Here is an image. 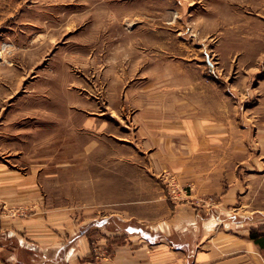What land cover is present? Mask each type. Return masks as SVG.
<instances>
[{
	"label": "rangeland",
	"instance_id": "rangeland-1",
	"mask_svg": "<svg viewBox=\"0 0 264 264\" xmlns=\"http://www.w3.org/2000/svg\"><path fill=\"white\" fill-rule=\"evenodd\" d=\"M167 134L171 202L264 215V0H0V223L128 206Z\"/></svg>",
	"mask_w": 264,
	"mask_h": 264
},
{
	"label": "crops",
	"instance_id": "crops-1",
	"mask_svg": "<svg viewBox=\"0 0 264 264\" xmlns=\"http://www.w3.org/2000/svg\"><path fill=\"white\" fill-rule=\"evenodd\" d=\"M156 141L158 148L148 156L153 162L141 168V187L136 194L129 190L128 206L77 224L67 211L56 218L36 213L5 219L0 264H264V215L241 210L245 203L171 202L166 189L154 185L150 170L165 167L184 178L190 175V142L185 140L178 154L173 135ZM213 178L200 182L211 186ZM98 232L110 245L105 259L92 251Z\"/></svg>",
	"mask_w": 264,
	"mask_h": 264
},
{
	"label": "built area",
	"instance_id": "built-area-1",
	"mask_svg": "<svg viewBox=\"0 0 264 264\" xmlns=\"http://www.w3.org/2000/svg\"><path fill=\"white\" fill-rule=\"evenodd\" d=\"M94 250L98 258L105 259L109 257L107 247H95Z\"/></svg>",
	"mask_w": 264,
	"mask_h": 264
}]
</instances>
